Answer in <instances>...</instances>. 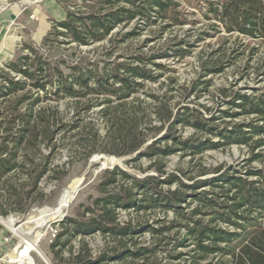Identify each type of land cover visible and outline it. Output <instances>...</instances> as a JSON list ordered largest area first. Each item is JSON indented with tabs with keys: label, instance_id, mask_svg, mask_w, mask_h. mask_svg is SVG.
<instances>
[{
	"label": "trees",
	"instance_id": "obj_1",
	"mask_svg": "<svg viewBox=\"0 0 264 264\" xmlns=\"http://www.w3.org/2000/svg\"><path fill=\"white\" fill-rule=\"evenodd\" d=\"M57 1L66 18L54 20L40 43L24 41L20 55L0 68V214L42 205L48 195L43 182H61L77 161L100 152L130 155L126 164L142 175L121 166L105 169L100 195L78 216L55 222L56 264H264V167L221 165L194 176L166 164L176 152L195 157L233 144L249 146L251 161L259 159L264 91L221 88L225 107L215 112L197 103L225 70L215 53L200 57L198 76L181 87V100L172 89L160 94L148 88L163 78L178 80L177 69L161 60L180 61L208 38L226 42L224 32L242 36L243 54L249 50L252 58L259 46L251 41L264 43V0H194L192 13L178 0ZM197 14L200 19L191 17ZM201 19L208 27L193 41L186 35L171 48L148 50L149 38L132 49L144 30H192ZM253 71L264 80V58ZM242 117L248 120L236 121ZM187 127L194 130L188 137ZM64 152L69 160L60 162ZM144 157L151 161L146 168L139 165ZM123 209L137 217L122 221ZM146 232L150 241H139ZM97 233L105 246L94 256L88 238Z\"/></svg>",
	"mask_w": 264,
	"mask_h": 264
},
{
	"label": "rangeland",
	"instance_id": "obj_2",
	"mask_svg": "<svg viewBox=\"0 0 264 264\" xmlns=\"http://www.w3.org/2000/svg\"><path fill=\"white\" fill-rule=\"evenodd\" d=\"M24 1H29L26 3ZM180 2V9L186 10L187 12L192 13L193 11H197L195 9L196 1L194 0H178ZM190 1L191 4L188 2ZM21 4V3H19ZM22 4H31V5H39L41 2H37V0H22ZM70 5V3L66 4ZM62 6V5H61ZM63 7V6H62ZM64 8V7H63ZM54 10V9H53ZM194 19H200L199 14L191 15ZM199 17V18H198ZM29 19L27 20L26 16L24 18V40L25 41H33V31H36L35 26L36 17L34 13H29ZM161 25H156L150 29L144 30L140 36L132 40V49H136L137 47L143 45L147 39L150 38L151 41L147 43V47L145 49H159V48H171L175 41L183 39L186 35L188 36L187 40H195L198 34L206 27H208V22L204 19L198 21L196 27L191 29L190 25L185 27H172L168 30L162 31ZM47 33L49 31H46ZM226 37H229V40L224 42V38L217 39L208 38L204 42H201L199 46L194 48V52L187 56L186 58L178 61V58L172 57L170 60H161L164 63H169L174 66L177 71L175 72V76L178 78L176 83H171L170 79L163 78L161 83H151L148 88L150 90L156 91L160 94H163L166 90L172 89L171 94L174 96V100H181V87L191 85V82L196 79L198 76V71L200 67V57H206L207 55H211L212 53L216 54V57H221L223 60V64L226 65L225 70L221 73H218L213 76V83L211 85V92L203 95L201 99L198 100L197 103H201L206 105L207 107L212 108V112L216 111L218 105L221 104V107H225L223 103H221V98L218 97L219 89L228 88L229 92L231 91H240V92H249L253 91V88H257L259 92L264 91V80L259 81L261 78H255L253 74L254 67L260 63V61L264 58V43H256L255 41H251L253 45L259 46L255 51V54L252 58H249V50H246V53L243 54V37L238 36V34H227L224 32ZM44 37V36H43ZM37 39L40 43L43 39ZM173 40V41H172ZM249 39H245L244 42H248ZM36 43V42H35ZM91 47H83V50H88ZM224 48V51L220 52L219 49ZM21 53L20 49L17 51V55L19 56ZM247 63L249 65H247ZM250 66L249 74H245L246 67ZM193 99V96L191 97ZM248 120V118H240L236 121ZM183 134L188 137L193 134L194 130L190 127L182 130ZM217 140V139H214ZM258 152V151H256ZM97 154H109L105 152L96 153ZM93 155V156H94ZM111 155V154H109ZM93 156L89 161H77L73 165L70 166L69 172L65 178L61 182L56 180H45L43 182V186L46 189L47 196L45 197V202L42 205L33 206L28 212L20 213V212H12L7 216H3L5 218H13L16 226H22L25 231H31L29 237L31 238H39L37 245L40 251L34 250H26V254L22 255V251L25 249V244H23V240L16 235L12 230H10L4 223L0 222V262L4 264L8 263L10 256L15 261L11 264H19L16 260L17 257H21L25 260V264L30 262L31 264H56L54 260L53 253L51 252V244L53 243L56 237L53 236L55 230H60L59 226L55 223L57 221L62 220L66 216H78L83 210L84 206L89 205L93 202V200L100 195L98 191V185L104 178V170L99 169V164L92 160ZM116 156L118 158L129 157V156ZM252 153L249 146L233 144L231 146H225L218 149H208L204 153L199 154L195 157L190 155H184L182 152H176L173 155L169 156L166 159L167 169L168 170H183L189 171L194 176H197L201 173V171L214 169L217 166L225 165L226 167H235L239 169H245L246 167L256 166V167H264V150L262 151V156L259 159L253 160ZM60 162H66L69 160L68 154L64 152L60 159ZM127 161V160H126ZM126 161L123 163L124 168L130 170L132 173L143 174L136 168H132L130 165L126 164ZM151 161L149 158L144 157L140 160L139 165L143 168H146L150 165ZM107 169V168H106ZM111 169V168H109ZM89 171L86 180L81 185L80 190L78 191L76 197L73 199L76 192L72 194V201L70 204L64 209L62 215L57 216L56 218L50 217L46 220L44 224H42L39 209L44 207L54 208L58 205V202L64 192V190L76 179H80L84 176V174ZM97 171V172H95ZM150 173H155L153 170ZM213 175L210 173L208 176ZM142 214H138V217L142 219ZM171 216V215H170ZM130 217H137V213L135 210H121V220L126 221ZM157 217H163L162 213L157 214ZM54 218V219H53ZM40 220V221H39ZM41 226H40V225ZM150 234L146 232L144 236L139 238V241H150ZM92 248L94 256L100 254V251L103 250L105 246V239L103 235L100 233L95 234L92 237L88 238ZM75 250H78L80 247V240L76 238L74 241ZM45 256L46 259L43 258ZM164 253H160L159 257H162ZM41 256V257H40ZM63 258L68 260L70 258V254L65 251L63 253ZM3 259V260H1ZM47 259L49 263H47ZM6 260V262H3ZM69 261V260H68ZM27 262V263H26ZM67 264V263H62ZM71 264V263H68ZM111 264H118V262H111ZM122 264H130V262H123Z\"/></svg>",
	"mask_w": 264,
	"mask_h": 264
},
{
	"label": "crops",
	"instance_id": "obj_3",
	"mask_svg": "<svg viewBox=\"0 0 264 264\" xmlns=\"http://www.w3.org/2000/svg\"><path fill=\"white\" fill-rule=\"evenodd\" d=\"M41 4L34 6L22 4V0H0V68L8 61L15 60L24 40V18L34 13L37 26L33 31V42H39L50 31L54 20H63L67 12L57 0H37ZM29 3V1H24ZM21 3V4H19ZM64 7H62V6ZM54 9V10H53ZM37 38V39H36ZM0 264H4L1 263Z\"/></svg>",
	"mask_w": 264,
	"mask_h": 264
},
{
	"label": "bare ground",
	"instance_id": "obj_4",
	"mask_svg": "<svg viewBox=\"0 0 264 264\" xmlns=\"http://www.w3.org/2000/svg\"><path fill=\"white\" fill-rule=\"evenodd\" d=\"M112 156V155H111ZM109 157H107L106 159H108ZM112 161H116V162H120L121 159L115 156H112L110 158ZM83 178L80 179H76L71 183V187H72V191L71 190H64L58 205L54 208L51 207H44V208H40L39 209V213H40V218L42 221V224H44L46 222V220L48 218H52V217H57L59 215H62V213L64 212V209L70 204V202L72 201V194L74 193V189L81 183L83 182ZM40 221V220H39ZM0 222L4 223L10 230H12L16 235H18L22 240H23V244H25V249L22 251V255L26 254V250H34L36 251H40L37 245V242L39 240V238H31L29 237L31 231H25V229H23L22 226H16V224L14 223V219L13 218H5L3 216L0 215ZM40 225V224H39ZM41 226V225H40ZM10 259L11 261L15 262L11 255ZM43 256V255H42ZM21 257H17L16 260L19 264H25V260ZM41 257V256H40ZM44 259L45 256H43ZM48 261V260H47ZM27 263V262H26ZM48 263V262H47ZM28 264H31L30 262H28Z\"/></svg>",
	"mask_w": 264,
	"mask_h": 264
},
{
	"label": "water",
	"instance_id": "obj_5",
	"mask_svg": "<svg viewBox=\"0 0 264 264\" xmlns=\"http://www.w3.org/2000/svg\"><path fill=\"white\" fill-rule=\"evenodd\" d=\"M153 142V140H151L150 142H148L147 144H151ZM141 151H138L137 153L134 154V156H136L138 153H140ZM107 157H109L108 159H106ZM112 156L109 155V154H97V155H94L92 160L95 161L96 163L99 164V169L102 170V169H106V168H114L115 166H123V163L126 161V160H130L133 158V156H129V157H122L120 158L121 161L120 162H116V161H112L110 158ZM116 157V156H115ZM124 168V167H122ZM126 169V168H124ZM127 170V169H126ZM97 172V171H95ZM89 174V171H87L85 174H84V178H83V182H81L75 189H74V192L75 195L73 197V199L76 197L78 191L80 190L81 188V185L84 183V181L86 180L87 178V175ZM154 174V173H153ZM65 190H71L72 191V187H71V184L65 189ZM56 218V217H54ZM53 218V219H54ZM48 260V259H47ZM49 263V261H47ZM50 264V263H49Z\"/></svg>",
	"mask_w": 264,
	"mask_h": 264
},
{
	"label": "built area",
	"instance_id": "obj_6",
	"mask_svg": "<svg viewBox=\"0 0 264 264\" xmlns=\"http://www.w3.org/2000/svg\"><path fill=\"white\" fill-rule=\"evenodd\" d=\"M57 232H58V230L56 229V230H55V233L53 234V236H54V237H56V235H57ZM1 260H3V259H1ZM3 262H6V260H4ZM1 263H2V262H1ZM8 263H10V264H11V263H14V262H13V261H11V259H9V260H8Z\"/></svg>",
	"mask_w": 264,
	"mask_h": 264
}]
</instances>
